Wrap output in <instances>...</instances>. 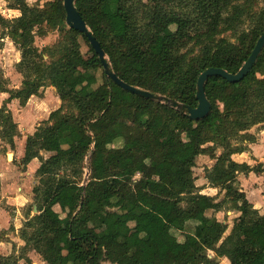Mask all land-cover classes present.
Masks as SVG:
<instances>
[{"label": "trees", "instance_id": "16d2710c", "mask_svg": "<svg viewBox=\"0 0 264 264\" xmlns=\"http://www.w3.org/2000/svg\"><path fill=\"white\" fill-rule=\"evenodd\" d=\"M3 1L19 11L12 19L0 14V26L19 51L21 82L8 88L0 78V93L8 94L0 105V140L13 148L20 136L11 100L23 107L51 86L60 105L26 136L22 164L39 161L32 188L37 212L28 205L18 230L24 245L0 254V264H31L28 251L45 264H219L222 257L229 264H264V214L237 179L250 171L264 174V165L231 158L248 149L255 139L249 129L264 122V46L240 81L207 78L210 112L193 120L110 80L85 35L66 24L63 0L43 7ZM74 5L120 79L190 107L197 105L199 74L209 67L236 72L264 32V0ZM48 29L61 39L39 50L35 35ZM226 31L233 41L221 36ZM201 154L215 159L204 176L224 192L221 201L195 185ZM224 206L239 212L227 234V224L215 216ZM174 232H184L183 240Z\"/></svg>", "mask_w": 264, "mask_h": 264}, {"label": "crops", "instance_id": "0c3cea01", "mask_svg": "<svg viewBox=\"0 0 264 264\" xmlns=\"http://www.w3.org/2000/svg\"><path fill=\"white\" fill-rule=\"evenodd\" d=\"M51 88L55 91L53 87ZM1 94L2 96L0 97L2 100H4L7 97L6 96L7 93L2 92ZM36 97L37 96L35 95L31 96L23 107H21L18 104V101L16 99H13L8 103V107L10 108V110L12 109V106L15 103L17 104V106H19L21 112H24L23 113L24 115H26L27 113L28 114L30 113V118H26V119L21 118L22 123L16 122L14 120L17 123L18 129L20 131V136L15 137L14 139V143L17 138L20 140V151L18 154L19 159H21L23 156L26 136L28 134H31L34 131L35 127L39 124V122L38 123L34 122L36 118L35 117L36 113L41 112L38 110V107L35 108V106L33 105V102H35ZM42 97H39V98H42ZM49 101L50 102H46L45 104L48 107H55L54 109H56L60 105V100L58 99V97L54 98L53 100L51 99ZM39 104L40 103L38 102L37 106ZM44 119H46V117L43 118L42 120ZM249 133H251L254 136L255 138L254 141L246 143L247 148H248L246 151H243L241 153H234L231 155V158L237 163H246L249 166H255L257 164L264 165V122H261L253 126L251 129H249ZM11 157L12 156L9 155L8 158L10 159ZM205 159H208L207 161L204 162L206 167H201L197 169L198 172H202V177L197 179L196 178L197 175H194L195 185L200 189V193L207 194L210 196H215L216 201H221L224 197V192L220 191L218 187L211 186L207 182L204 176L205 169L212 167L213 164L215 163V159L210 158L208 155H203V154L198 155L195 158V166L193 167V172L195 171L197 160L200 161V160H205ZM25 166H26L25 172H22L21 174L23 173L29 174L30 172H28V169H31L32 172L34 173L36 168L39 166V161L37 158L31 159ZM18 177L19 176H17L16 174H14L13 176H9V177L5 174V177L3 178L2 174L0 173V203L4 202L6 205L14 207V210H12L14 213H19L20 212L19 206L20 205L22 206L24 202L29 199L28 195H25L20 191L21 188L19 186L13 187ZM237 179L239 182L240 190L245 193V196L248 199V201L253 205L254 208L258 210L260 214H264V174L255 173L253 171H250L247 174H243V173L238 174ZM14 188L17 191L16 195L12 194L14 191ZM223 214L226 215V219L219 218L220 215H223ZM238 215H239V212L228 209L225 206L215 214L216 218L219 221H222L226 224L229 223L228 232L230 231L232 227L233 219L236 218ZM12 216H14L13 219L16 220L17 215H12ZM21 218L23 222L24 214L21 215ZM21 224L15 223L14 228L10 229L12 225L11 215L8 214L6 209H4L3 207H0V254L2 255L10 254L12 252L10 251V249L13 245L16 246V249L24 245V242L19 238V236L17 237L13 235L14 233L18 234V230ZM16 252L17 251H15V253ZM222 258L228 261L227 258L225 257H222ZM19 261H22V260H19ZM22 263H24V261ZM18 264L20 263L18 262ZM31 264L33 263L31 262Z\"/></svg>", "mask_w": 264, "mask_h": 264}, {"label": "rangeland", "instance_id": "374dc122", "mask_svg": "<svg viewBox=\"0 0 264 264\" xmlns=\"http://www.w3.org/2000/svg\"><path fill=\"white\" fill-rule=\"evenodd\" d=\"M26 1H27L29 6L35 5V6L43 7V5L45 4V2L47 0H26ZM0 14L4 18L12 19V18L19 15V11L9 8L7 5V2L0 0ZM221 36L233 41L232 34L229 31L223 32L221 34ZM60 39H61L60 33L56 29H48L47 32L39 33V34L37 33L35 35L34 44H35V46H37V48L39 50H44V48L46 49L48 47H53ZM81 51H82L84 57H89L91 54L88 47L86 45H84L82 42H81ZM44 58L45 59L47 58L46 52L44 53ZM19 59H20L19 51L17 50L15 45L12 43V41L6 35H4V30L0 26V78H2V82L8 88H17L20 85L21 75L17 72V70L15 68V64L19 61ZM42 95H43V97L41 96L42 98H39L40 96H37L35 102H33V105L35 106V108L38 107V110L41 111L40 113H36V116H35L36 118L34 121L36 123L40 122L45 117L47 118L49 112L54 110V108H55V107H48L45 105L46 102H50L49 100H51V99L53 100L54 98L57 97L55 91L50 86L44 88ZM0 96H2L1 93H0ZM6 96H8V94H6ZM2 101L3 100L0 97V105L2 104ZM38 102L40 104L37 106ZM11 104H13V103H11ZM11 110H12L13 119L16 122L22 123L21 118H25V119L30 118V113L29 114L27 113L26 115H24L23 114L24 112H21L19 106H17V104H15V103L13 104ZM158 124H159V121H155L153 126L156 128L158 126ZM114 134H116V131L111 133V135H114ZM233 142H234V140H233ZM119 144L120 143H119V141L117 142V140H115L113 142L114 146H118ZM19 151H20V140L18 138L16 139L13 148H11L8 144H6L5 142L0 140V173L2 174V177L4 178L5 174L8 177L13 176L14 174L19 176L13 187L19 186L21 188L20 191L23 194L29 196V199L27 201H25L24 204L22 205L23 207L21 205L19 206V209H20L19 213H14L12 211V210H14V207L6 205L4 202L0 203V207H3L4 209H6L8 214L11 215L13 226L11 225L10 229L14 228L15 223H17V224L22 223L21 215H23L27 211L29 204H32V205L34 204V203H32L33 202V200H32V198H33L32 188L37 183V179L35 178L34 173L32 172L31 169H28V172H30L29 174H24V173L21 174L22 172H25L26 166L23 165L21 159L18 158ZM8 154L12 155V157L10 159L8 158ZM42 154H43V156H46L45 153H42ZM207 160L208 159L200 160V161L197 160L196 168L194 171V175H197V177H196L197 179L202 177V172H198L197 169H199L201 167H206L204 162ZM87 165L88 164L86 163V167H87ZM160 165L166 166L167 164L161 163ZM87 171H88V168H85V173ZM12 194H14V195L17 194V191L15 190V188H14V191ZM55 210L57 212H60V208L58 206L55 207ZM30 213L33 214L32 211ZM12 215H17L16 220L13 219L14 216H12ZM60 215L64 216V214L61 212H60ZM219 218L220 219H224V218L226 219V215H224V214L220 215ZM130 224L132 225V223H130ZM227 224H228V229L226 230L225 233H227L229 230V223H227ZM174 233L180 241L183 240V237L185 234L184 232H174ZM13 235L18 237L17 233H14ZM10 251H19V250L16 249L15 245H13L11 247ZM27 255L33 264H45V263H43L40 256L38 254H36L34 251H28ZM212 255H213V253L209 251L208 256L212 257ZM23 261L24 260L19 261V263L20 264H26V263H22ZM104 264H110V263L104 262ZM219 264H229V263L224 258H220Z\"/></svg>", "mask_w": 264, "mask_h": 264}, {"label": "water", "instance_id": "95a60500", "mask_svg": "<svg viewBox=\"0 0 264 264\" xmlns=\"http://www.w3.org/2000/svg\"><path fill=\"white\" fill-rule=\"evenodd\" d=\"M74 2L75 0H63V7L65 10V22L70 28L82 32L85 35L91 48L94 50V52L97 54L99 58L104 74L110 80H112L116 85H118L123 90L129 91L133 94L139 95L146 99L164 102L168 106L178 110L181 114L187 115L188 118L193 120L202 119L210 112V102L206 98L205 89H204L207 78L210 76H220L228 82L234 83L240 81L251 70L261 49L264 46V32H263L258 37L248 58L244 61L242 66L236 72H228L222 68H215V67H209L204 71H202L199 74L196 81L195 97L197 99V105L195 107H190L176 100H171L165 96L154 94L146 89L135 87L120 79L110 67L105 52L101 48L100 43L97 41L92 31L89 29L85 21L82 19L80 13L77 11ZM9 155L11 154H8V157ZM87 174L88 172L85 173L84 178L87 177ZM32 212L33 213L37 212V207L35 204L32 205Z\"/></svg>", "mask_w": 264, "mask_h": 264}]
</instances>
